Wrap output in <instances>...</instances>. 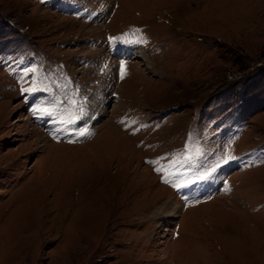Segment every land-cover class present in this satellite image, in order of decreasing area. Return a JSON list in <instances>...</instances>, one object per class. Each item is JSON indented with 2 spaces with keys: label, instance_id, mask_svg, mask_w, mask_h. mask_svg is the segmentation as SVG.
<instances>
[{
  "label": "rangeland",
  "instance_id": "1",
  "mask_svg": "<svg viewBox=\"0 0 264 264\" xmlns=\"http://www.w3.org/2000/svg\"><path fill=\"white\" fill-rule=\"evenodd\" d=\"M0 264H264V0H0Z\"/></svg>",
  "mask_w": 264,
  "mask_h": 264
},
{
  "label": "bare ground",
  "instance_id": "2",
  "mask_svg": "<svg viewBox=\"0 0 264 264\" xmlns=\"http://www.w3.org/2000/svg\"><path fill=\"white\" fill-rule=\"evenodd\" d=\"M99 102V107L101 108V106L103 105H105L106 104V102H105V99H101V100H99L98 101ZM103 108V107H102ZM104 109V108H103ZM164 189V188H163ZM167 210V216H168V218L170 219V218H173V219H175V218H177L178 217V215L181 213V210H182V206H179L178 204H176V203H173V204H170V205H168V206H165V208H164V211H166Z\"/></svg>",
  "mask_w": 264,
  "mask_h": 264
}]
</instances>
